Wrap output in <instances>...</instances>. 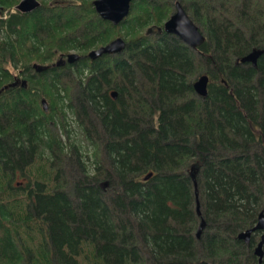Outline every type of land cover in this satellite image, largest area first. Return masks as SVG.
<instances>
[{"label": "trees", "instance_id": "16d2710c", "mask_svg": "<svg viewBox=\"0 0 264 264\" xmlns=\"http://www.w3.org/2000/svg\"><path fill=\"white\" fill-rule=\"evenodd\" d=\"M19 1L0 0V264H264L262 231L238 238L264 214V0H178L196 49L163 30L176 0L118 25L93 0Z\"/></svg>", "mask_w": 264, "mask_h": 264}, {"label": "water", "instance_id": "95a60500", "mask_svg": "<svg viewBox=\"0 0 264 264\" xmlns=\"http://www.w3.org/2000/svg\"><path fill=\"white\" fill-rule=\"evenodd\" d=\"M130 2L131 0H93L92 4L96 13L104 20L110 21L113 25H118L123 19H125L129 12H130ZM40 6V0H20L16 5V9L20 12H30ZM1 13V11H0ZM163 30L167 33H171L176 35L180 40H182L186 45L189 47L196 49L200 46L204 40L205 36L200 31L198 25L192 20V18L188 15L185 11L182 4L176 0L174 2V11L171 15L164 21L163 23ZM125 47V40L123 37L118 36L109 41L106 44L100 45L96 48L91 49L88 51L86 56L90 60H94L104 54H117L123 51ZM263 52L262 49H254L247 55L241 58V62H251L253 65L256 64V60L258 56ZM80 58V54L77 52H69L65 54V56L60 55L59 59L53 63L52 65L59 66L62 62L63 63H73ZM33 68L35 71L40 72L46 70L50 67V65H43L40 63H34ZM208 75L202 74L193 82V88L196 94L204 97L207 94V83H208ZM19 79H16L9 85H15ZM22 85H26V80L21 81ZM8 85H5L3 88H6ZM2 89H0L1 92ZM111 95L116 97V92L112 91ZM43 108L47 109V103L44 99H42ZM151 176V172L145 175V179ZM194 182V189H195V209L198 215H201L200 212V203L198 199L197 193V183L195 178L193 177ZM107 183H104L106 185ZM205 226V221L203 218H200L197 231H196V238H199L202 229ZM255 230L262 231L260 240L258 241L254 253L258 257V261H262V245L264 243V214L261 211L258 215L256 224L248 228L244 231H241L238 234V238L242 239L245 242H249L250 236L252 232Z\"/></svg>", "mask_w": 264, "mask_h": 264}, {"label": "rangeland", "instance_id": "374dc122", "mask_svg": "<svg viewBox=\"0 0 264 264\" xmlns=\"http://www.w3.org/2000/svg\"><path fill=\"white\" fill-rule=\"evenodd\" d=\"M77 135V137H79V139H80V141H81V143H83L82 145H84L85 144V141H84V139H83V135H82V133L80 132V130L76 127V130H75V133H74V135Z\"/></svg>", "mask_w": 264, "mask_h": 264}, {"label": "flooded vegetation", "instance_id": "af4514ba", "mask_svg": "<svg viewBox=\"0 0 264 264\" xmlns=\"http://www.w3.org/2000/svg\"><path fill=\"white\" fill-rule=\"evenodd\" d=\"M59 57H60V56H59ZM59 57H58L53 63H55V62L59 59ZM53 63H52V64H53ZM52 64H51V65H52ZM64 64H65V63L62 62L60 65H64ZM46 65H48V64H46ZM51 65H50V66H51Z\"/></svg>", "mask_w": 264, "mask_h": 264}]
</instances>
